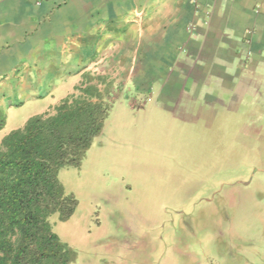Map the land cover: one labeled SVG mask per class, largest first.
Listing matches in <instances>:
<instances>
[{
    "label": "rangeland",
    "instance_id": "374dc122",
    "mask_svg": "<svg viewBox=\"0 0 264 264\" xmlns=\"http://www.w3.org/2000/svg\"><path fill=\"white\" fill-rule=\"evenodd\" d=\"M222 79L181 104L134 80L99 87L104 129L59 172L78 204L49 218L72 264H264V64L238 86ZM0 99V143L54 102Z\"/></svg>",
    "mask_w": 264,
    "mask_h": 264
},
{
    "label": "crops",
    "instance_id": "0c3cea01",
    "mask_svg": "<svg viewBox=\"0 0 264 264\" xmlns=\"http://www.w3.org/2000/svg\"><path fill=\"white\" fill-rule=\"evenodd\" d=\"M262 64L264 0H0V98H54L36 114L123 80L181 104Z\"/></svg>",
    "mask_w": 264,
    "mask_h": 264
},
{
    "label": "trees",
    "instance_id": "16d2710c",
    "mask_svg": "<svg viewBox=\"0 0 264 264\" xmlns=\"http://www.w3.org/2000/svg\"><path fill=\"white\" fill-rule=\"evenodd\" d=\"M80 90L0 143V264H72L77 258L49 220L54 213L69 219L78 204L59 172L81 164L111 109L90 87Z\"/></svg>",
    "mask_w": 264,
    "mask_h": 264
}]
</instances>
